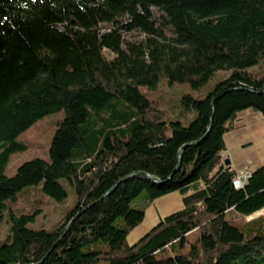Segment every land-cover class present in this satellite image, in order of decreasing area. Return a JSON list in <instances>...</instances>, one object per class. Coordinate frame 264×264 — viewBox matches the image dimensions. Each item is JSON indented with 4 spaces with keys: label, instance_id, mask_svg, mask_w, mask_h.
Returning <instances> with one entry per match:
<instances>
[{
    "label": "trees",
    "instance_id": "16d2710c",
    "mask_svg": "<svg viewBox=\"0 0 264 264\" xmlns=\"http://www.w3.org/2000/svg\"><path fill=\"white\" fill-rule=\"evenodd\" d=\"M263 56L264 0H0V224L27 187L62 203L64 179L76 199L52 231L9 212L0 264H264V217L246 222L264 209V166L234 189L237 173L220 164L238 114L264 117V75L248 71ZM218 71L230 75L203 100L183 97L196 118L171 123L168 137L164 112L139 88L197 90ZM58 111L49 162L4 176L25 149L19 135ZM132 173L161 184L137 176L98 202ZM174 192L184 209L128 245L145 210Z\"/></svg>",
    "mask_w": 264,
    "mask_h": 264
},
{
    "label": "rangeland",
    "instance_id": "374dc122",
    "mask_svg": "<svg viewBox=\"0 0 264 264\" xmlns=\"http://www.w3.org/2000/svg\"><path fill=\"white\" fill-rule=\"evenodd\" d=\"M132 38H138L137 33L132 34ZM110 58V56H108ZM256 76L264 75V56L259 59L257 65L248 70ZM230 75L229 71H218L212 78L199 89H193L187 83L169 84L162 80L155 91L147 88H139L140 93L149 101L155 102L157 107L164 112V122L167 127V136H171L170 124L180 123L182 127H188L196 118L194 111H187L181 104L185 96H191L197 100H203L210 93L216 84L224 81ZM64 111H58L42 117L31 125L25 132L17 138V141L25 146L24 151L13 154L3 172L6 177H13L16 170L24 163L33 159H41L49 162V147L53 138L56 123L64 119ZM225 151L221 155V165L226 159L230 160V167L234 166L238 171L250 172L264 166V117L250 109L238 114L236 128L224 136ZM5 147H0V153ZM251 163H250V162ZM232 168V167H231ZM60 186L66 191L67 198L62 203L46 196L42 192V184L24 188L15 201L6 203V210L3 213L0 224V245L9 234V212L15 217L27 216L31 220L26 227L33 231H52L64 220L66 213L71 210L76 203L73 189L64 179L58 181ZM133 207L139 209V204L134 203ZM182 197L178 192L171 193L155 200L146 210L144 222L134 229L127 237L128 245L132 246L148 231L154 228L161 220L183 210ZM235 216L228 214L227 218ZM264 217V209L252 217L246 219L249 222L253 219ZM198 234L192 233L187 237V244L184 251L188 249V243L193 244ZM173 253L168 251L160 255V258H167ZM98 264H105L100 262Z\"/></svg>",
    "mask_w": 264,
    "mask_h": 264
},
{
    "label": "water",
    "instance_id": "95a60500",
    "mask_svg": "<svg viewBox=\"0 0 264 264\" xmlns=\"http://www.w3.org/2000/svg\"><path fill=\"white\" fill-rule=\"evenodd\" d=\"M212 118H211V120H210V123H209V126H208V128H207V132H206V134L210 131V129H211V126H212ZM197 143H199V141H195V142H192V143H189V144H186V145H184V146H182L181 147V149L179 150V164H180V160H181V155H182V153H183V151L187 148V147H189V146H193V145H196ZM179 164H178V166H177V169L175 170V172L178 170V168H179ZM230 165H231V163H230V160L229 159H226L225 161H224V166H226V167H230ZM137 176H146V178L149 180V181H151L153 184H157V185H159V184H161V181H159V180H157V179H155L154 177H152V176H149V175H147V174H144V173H132V174H130L129 176H127L125 179H123V180H121V181H119L117 184H115L98 202H100V201H102L103 199H105L106 197H108L121 183H123V182H125V181H127V180H129V179H132V178H135V177H137ZM172 177V176H171ZM170 177V178H171ZM73 223V221L71 222V224ZM70 224V225H71Z\"/></svg>",
    "mask_w": 264,
    "mask_h": 264
},
{
    "label": "built area",
    "instance_id": "2783aa9c",
    "mask_svg": "<svg viewBox=\"0 0 264 264\" xmlns=\"http://www.w3.org/2000/svg\"><path fill=\"white\" fill-rule=\"evenodd\" d=\"M252 172L245 170L244 172L237 173L236 177L234 178L232 185L234 189L242 188L247 180L251 177Z\"/></svg>",
    "mask_w": 264,
    "mask_h": 264
},
{
    "label": "crops",
    "instance_id": "0c3cea01",
    "mask_svg": "<svg viewBox=\"0 0 264 264\" xmlns=\"http://www.w3.org/2000/svg\"><path fill=\"white\" fill-rule=\"evenodd\" d=\"M237 120H238V116H237ZM234 128H236V123L234 125ZM224 139V138H223ZM222 155V154H221ZM250 162V161H249ZM251 163V162H250ZM232 169L236 172V173H239L240 171H238L234 166H231ZM254 172V171H253Z\"/></svg>",
    "mask_w": 264,
    "mask_h": 264
}]
</instances>
